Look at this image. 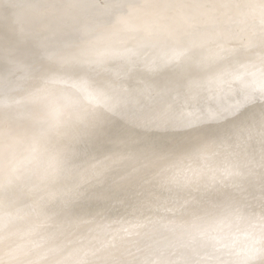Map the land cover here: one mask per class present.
<instances>
[{
	"label": "bare ground",
	"instance_id": "bare-ground-1",
	"mask_svg": "<svg viewBox=\"0 0 264 264\" xmlns=\"http://www.w3.org/2000/svg\"><path fill=\"white\" fill-rule=\"evenodd\" d=\"M114 1L0 0V264H264V0Z\"/></svg>",
	"mask_w": 264,
	"mask_h": 264
},
{
	"label": "rangeland",
	"instance_id": "rangeland-1",
	"mask_svg": "<svg viewBox=\"0 0 264 264\" xmlns=\"http://www.w3.org/2000/svg\"><path fill=\"white\" fill-rule=\"evenodd\" d=\"M99 1V2H98ZM102 1L104 2V3H102ZM115 1L114 0H96V3L100 6V7H102V8H104V9H106V8H110V5H112L113 3H114ZM103 4V5H102ZM40 33L39 34H45L46 33V31L45 30H40L39 31ZM26 39V38H25ZM19 40H21V41H19V42H24V37H22V39L20 38ZM28 41H31V39L29 38V40ZM22 42V43H23ZM31 43H34V42H31ZM36 45V43H34L32 46H35ZM13 51H15V50H13ZM1 75V74H0Z\"/></svg>",
	"mask_w": 264,
	"mask_h": 264
}]
</instances>
